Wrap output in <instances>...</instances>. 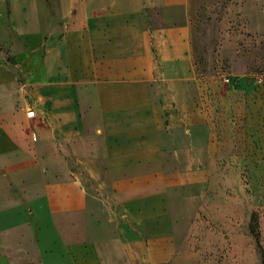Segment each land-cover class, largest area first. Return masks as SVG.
Instances as JSON below:
<instances>
[{"label": "crops", "instance_id": "1", "mask_svg": "<svg viewBox=\"0 0 264 264\" xmlns=\"http://www.w3.org/2000/svg\"><path fill=\"white\" fill-rule=\"evenodd\" d=\"M191 4L0 0V264H191L217 132Z\"/></svg>", "mask_w": 264, "mask_h": 264}, {"label": "rangeland", "instance_id": "2", "mask_svg": "<svg viewBox=\"0 0 264 264\" xmlns=\"http://www.w3.org/2000/svg\"><path fill=\"white\" fill-rule=\"evenodd\" d=\"M190 22L201 81L215 87L217 132L214 166L198 170L209 200L180 259L264 264V0H192Z\"/></svg>", "mask_w": 264, "mask_h": 264}, {"label": "built area", "instance_id": "3", "mask_svg": "<svg viewBox=\"0 0 264 264\" xmlns=\"http://www.w3.org/2000/svg\"><path fill=\"white\" fill-rule=\"evenodd\" d=\"M229 81V80H228ZM259 82H261V80H259ZM27 115L29 117H32L34 115V112L33 111H28Z\"/></svg>", "mask_w": 264, "mask_h": 264}, {"label": "trees", "instance_id": "4", "mask_svg": "<svg viewBox=\"0 0 264 264\" xmlns=\"http://www.w3.org/2000/svg\"><path fill=\"white\" fill-rule=\"evenodd\" d=\"M254 233V232H253Z\"/></svg>", "mask_w": 264, "mask_h": 264}]
</instances>
